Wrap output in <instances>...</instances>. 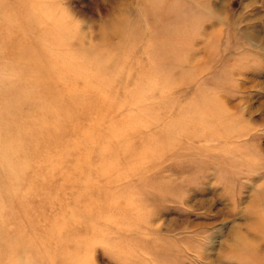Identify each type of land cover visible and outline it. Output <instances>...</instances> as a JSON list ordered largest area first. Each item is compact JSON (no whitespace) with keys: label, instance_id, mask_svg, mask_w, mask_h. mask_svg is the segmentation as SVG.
<instances>
[{"label":"rangeland","instance_id":"1","mask_svg":"<svg viewBox=\"0 0 264 264\" xmlns=\"http://www.w3.org/2000/svg\"><path fill=\"white\" fill-rule=\"evenodd\" d=\"M0 13V264H264V0Z\"/></svg>","mask_w":264,"mask_h":264},{"label":"bare ground","instance_id":"2","mask_svg":"<svg viewBox=\"0 0 264 264\" xmlns=\"http://www.w3.org/2000/svg\"><path fill=\"white\" fill-rule=\"evenodd\" d=\"M15 6H16L15 10L13 9L12 6L11 7L7 6L6 17H8L9 19H13V18L18 19L19 18V20L23 23V27H22V25L19 24L17 29H19L20 32H23V30H26L25 18H24L25 4L21 3V2L20 3L17 2V4ZM0 15L3 16V14H1V13H0ZM10 26H12V24L10 23V20H7L6 22L3 23V25H0V32H3L7 28L10 29ZM1 34H3V33H1ZM15 34H18V32H15ZM15 39H11L10 41L7 39L1 40L3 47L6 46V50L3 52V55H0V57H2L3 61L10 62V63L11 62H20V63L22 62V64L25 65V68H26V62L29 60L28 36L27 37L23 36L21 41H19L17 39H16L17 41H15ZM16 48H19V50H17ZM10 49H11V51H10ZM23 69H24V67H22V71H24ZM22 71H20V73H22ZM10 102L9 103L5 102V105L1 104V106L3 108H5V107L7 108L9 113H10L9 108L11 105Z\"/></svg>","mask_w":264,"mask_h":264}]
</instances>
